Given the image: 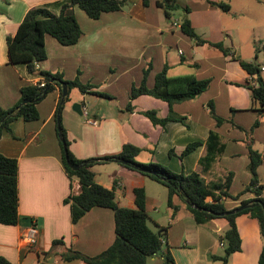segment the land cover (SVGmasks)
Here are the masks:
<instances>
[{
  "label": "crops",
  "instance_id": "1",
  "mask_svg": "<svg viewBox=\"0 0 264 264\" xmlns=\"http://www.w3.org/2000/svg\"><path fill=\"white\" fill-rule=\"evenodd\" d=\"M64 1L0 0V108L15 105L20 99L21 87L34 85L42 79L38 73L29 74L25 65L9 62L7 37L16 33L29 9L44 6L57 15ZM156 1L149 0L144 6L142 0H127L121 10L104 12L98 19L89 18L75 7L74 14L82 30L78 42L64 46L46 35V59L36 67L62 74L67 81L78 75L81 83L91 85L84 93L78 88L69 91L72 95L79 93L80 99L76 102L80 103V111L86 103L87 115L64 106L61 110L68 148L77 159L115 155L124 143H131L141 149L137 155L142 158L139 162L158 163L176 173L203 172L206 182L222 180L231 172V197L223 198L222 203L227 210L235 209L242 200L253 197L252 193L243 191L251 179L247 169L250 161L248 144L263 154L256 172L259 182L264 183V115L259 117L258 126L251 130L259 115L252 105L247 85H253L256 77L239 64V60L255 63L264 81V69L261 70L264 55L244 54L238 33H234L236 30L221 41L229 49L228 55L208 44H195L181 32V20L173 16L166 18ZM202 8L218 9L207 0ZM190 22L202 39L218 42L209 40L205 32L199 31L192 20ZM148 65H151L146 81L149 87L154 83L155 74L165 65L168 77L193 76L210 79V83L196 98L174 103L171 107L154 97L138 96L132 101L133 111L128 112L125 107L130 88L141 82L143 70ZM60 90L61 86L55 85L37 103V120L18 118L10 124L11 133L5 132L0 138V153L18 161L19 221L16 225L0 224V256L13 264H81L83 260H64L61 254L71 249L95 256L115 239L111 209L93 207L72 223L69 205L63 202L70 193V180L63 167L57 129ZM91 95L95 99L89 103L87 98ZM145 96L153 99H143ZM210 101L216 115L229 121L217 124L209 113ZM112 104L116 107L108 112L105 106ZM151 107L159 109V117L169 120L164 125H154L144 116L152 127L146 121H138L137 116L142 115L140 111ZM210 131L222 137L225 147L211 167L203 171L199 159L205 154L204 143ZM195 141L202 145L180 158L185 147ZM104 164L109 163L92 166L95 182L106 188L114 187L120 206L133 207V187H144L148 221L166 228L167 235L162 243L170 250L174 264H221L213 256H221L224 252L219 237L227 228L226 219L198 224L178 196L173 198L175 207H168L167 193L159 192L144 175L118 163L109 170L96 169ZM235 223L240 250L229 256L227 264H258L264 245L258 221L243 213L236 216ZM31 224L38 229L37 242L22 248L19 236ZM55 239H60L62 244L52 248ZM47 251L52 254L45 256Z\"/></svg>",
  "mask_w": 264,
  "mask_h": 264
},
{
  "label": "trees",
  "instance_id": "2",
  "mask_svg": "<svg viewBox=\"0 0 264 264\" xmlns=\"http://www.w3.org/2000/svg\"><path fill=\"white\" fill-rule=\"evenodd\" d=\"M149 0H142L144 6ZM212 6L227 12L230 7L227 3L207 0ZM127 0H66L60 6L59 14H54L47 7H35L29 9L20 22L16 33L6 39L8 60L11 64H23L29 74L38 73L45 81L44 87L37 84L23 86L20 89V99L8 109L0 108V138L5 133H11V122L22 118L24 121H34L39 118L37 103L42 100L54 86L60 87L64 82L67 93L63 99H59L57 105L56 118L60 123L58 137L62 147V163L64 170L70 180V193L64 198V204L69 205L71 222L76 223L87 211L93 207L109 208L114 213L115 239L113 243L103 252L95 256H87L78 251L67 249L61 256L64 260L81 259L88 264H149L148 260L158 254L159 264H174L173 256L166 247L162 248V239L166 238L165 227L156 226L153 231L148 226V215L145 208V189L143 186H135L132 189L134 206H120L116 201L115 188H106L95 182V172L92 166L97 163L116 162L121 166L138 172L150 179L162 184L167 188V205L175 207L174 196H178L185 204L187 210L198 224L209 223L212 219L224 218L227 220V228L219 237L223 243L224 252L221 256H213L219 259L221 264H227L229 256L240 250V236L236 227V216L248 213L256 218L260 228V234L264 242V183H260L257 176V167L262 162L263 154L249 147V164L247 169L251 174L248 185L244 192L252 193L253 197L242 200L240 205L251 207L243 209L237 213L220 215L227 212L222 199L231 197L229 186L232 173L222 180L206 182L202 173L184 171L176 173L169 168L158 163H139L135 160L140 153V148L131 143H124L121 151L115 155H108L99 158L77 159L68 148V140L65 130L61 124V110L68 100L71 88H78L82 93L86 92L91 85L80 82L78 75L75 79L67 81L62 74L41 71L36 65L46 59L44 38L46 35L55 38L61 45L69 46L78 42L82 30L76 20L74 9L78 7L83 10L91 19H98L104 12L121 10L125 7ZM156 6L160 8L166 18H170L175 10L179 8L177 0H157ZM186 12L188 7H184ZM180 30L188 36L195 44H208L219 49L223 54L228 55L229 49L221 42H210L202 39L194 30L190 20L183 18L180 21ZM240 66L250 75H254L257 86L247 85L250 90V97L253 107L258 112V118L254 121L251 130L259 124V117L264 115V81L260 78V68L253 62L239 60ZM151 65L143 70L142 80L138 85H132L129 91V101L125 107L128 112L133 111L132 101L141 95H148L166 102L170 107L174 103L194 99L202 94L209 86L210 79H196L193 76L168 77L167 65L154 76V83L151 87L146 84L147 76ZM47 88L46 93H44ZM61 91V90H60ZM106 96L105 94H101ZM27 101L26 103H23ZM210 115L220 125L225 121L216 115L213 102L208 103ZM154 125H164L169 119L157 116L154 110L140 111ZM66 145V154L70 163L78 165V169L73 170L67 164L62 141ZM202 142L195 141L189 143L180 154V158L195 150ZM205 154L199 159V164L203 171L209 169L222 154L225 143L222 137L210 131L204 143ZM170 154L173 151L170 150ZM123 162H120V161ZM74 179L78 180L79 190L72 191ZM234 198H237L235 196ZM18 161L15 158L7 157L0 153V224L16 225L19 221L18 213ZM194 205V206H191ZM196 207L204 208L199 210ZM62 244L60 239L52 241V248ZM52 251L44 252V255H51ZM0 264H13L5 257L0 256ZM49 264V263H47ZM258 264H264V245L259 257Z\"/></svg>",
  "mask_w": 264,
  "mask_h": 264
},
{
  "label": "rangeland",
  "instance_id": "3",
  "mask_svg": "<svg viewBox=\"0 0 264 264\" xmlns=\"http://www.w3.org/2000/svg\"><path fill=\"white\" fill-rule=\"evenodd\" d=\"M217 2L227 3L230 7L229 11L224 12L218 9L212 10H204L201 9V6L204 3V0H177L179 8L175 10L172 14L173 18L182 20L183 18H188L192 20L199 31L205 32L207 38L211 41L221 42L225 40V35L231 34L232 31L234 33H238L239 40L242 44V52L246 55H256L262 56L264 55V0H215ZM188 7L189 11L186 12L184 7ZM200 7V9L198 8ZM255 57V56H254ZM261 62H263L261 60ZM71 90H74L71 88ZM76 95H72V92L68 95V100L64 103V108L72 109L74 103L80 98L79 93L75 92ZM148 96H145L143 99H153ZM94 96L91 95L87 98L88 102L91 103L94 100ZM153 101V100H152ZM143 103V102H140ZM164 105V104H163ZM93 105L91 104V107ZM113 106L116 107L115 104L111 106H105L108 112L113 111ZM150 110H154L157 113V116H160L161 112L159 109H155V107L149 108ZM138 121L141 119L142 121H146L150 127L152 125L146 120V118L142 115L137 116ZM146 155V154H144ZM142 158L137 157L135 160L139 162ZM109 164H104L97 166L96 169L99 171H104L105 169L109 170L112 167H117L116 162H108ZM142 163V162H139ZM147 181L153 186L157 187L160 190L167 193V188L162 184L150 180ZM154 181V182H153ZM165 207V205H164ZM165 209V208H164ZM162 208L161 211H164ZM148 226L156 231V226L153 225L150 221H148ZM162 248L165 249L166 246L162 245ZM160 254L155 256L152 259H149V264H159L160 263Z\"/></svg>",
  "mask_w": 264,
  "mask_h": 264
},
{
  "label": "built area",
  "instance_id": "4",
  "mask_svg": "<svg viewBox=\"0 0 264 264\" xmlns=\"http://www.w3.org/2000/svg\"><path fill=\"white\" fill-rule=\"evenodd\" d=\"M264 69V67H261V70ZM39 87H44L45 86V81L43 79H41L38 83H36ZM254 86H257V82L255 81L253 83ZM81 112L84 115H87V106L86 103H83L81 106ZM88 123H94L93 121L87 120ZM79 190V183L77 179H74L73 181V187H72V191L74 193H77V191ZM37 238H38V229L36 227V225L31 224L30 226H28L26 229H24L20 236H19V243H20V247H24V248H28L31 247L33 245L36 244L37 242ZM223 244V243H221ZM81 264H86V263H81Z\"/></svg>",
  "mask_w": 264,
  "mask_h": 264
},
{
  "label": "water",
  "instance_id": "5",
  "mask_svg": "<svg viewBox=\"0 0 264 264\" xmlns=\"http://www.w3.org/2000/svg\"><path fill=\"white\" fill-rule=\"evenodd\" d=\"M60 85H61V96H60V97H61V99H63L64 96H65L66 93H67V87H66V84H65L64 82H61ZM46 91H47V88L45 89L44 93H46ZM26 102H27V101H24L23 103H26ZM72 109H73L75 112L81 114V111H80V103H79V102L74 103L73 106H72ZM57 129L60 130V123H59L58 118H57ZM61 141H62V145H63L64 153H65V158H66V160H67V164H68V165L70 166V168L73 169V170L78 169V167H79L78 165H74V164L70 163V161L68 160V157H67V154H66V150H67L66 145H65L63 139H62ZM120 162H123V161L121 160ZM191 206H194V205L191 204ZM251 206H252V204H249V205H240L239 207H237V208H235V209H232V210H229V211H227V212L221 213L220 215L234 214V213H237V212H239V211H241V210H243V209H246V208H248V207H251ZM194 207H195V206H194ZM196 208L199 209V210H205L204 208H199V207H196ZM262 208H263V210H264V204H262ZM43 264H44V263H43Z\"/></svg>",
  "mask_w": 264,
  "mask_h": 264
}]
</instances>
